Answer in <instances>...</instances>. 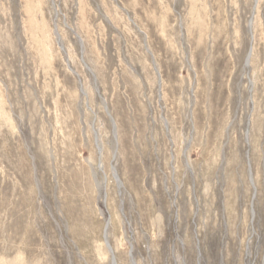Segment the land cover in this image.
<instances>
[{
	"label": "rangeland",
	"instance_id": "1",
	"mask_svg": "<svg viewBox=\"0 0 264 264\" xmlns=\"http://www.w3.org/2000/svg\"><path fill=\"white\" fill-rule=\"evenodd\" d=\"M0 264H264V0H0Z\"/></svg>",
	"mask_w": 264,
	"mask_h": 264
},
{
	"label": "bare ground",
	"instance_id": "2",
	"mask_svg": "<svg viewBox=\"0 0 264 264\" xmlns=\"http://www.w3.org/2000/svg\"><path fill=\"white\" fill-rule=\"evenodd\" d=\"M251 53H252V52H251ZM251 53H250V57H251ZM106 247H108V245H107Z\"/></svg>",
	"mask_w": 264,
	"mask_h": 264
}]
</instances>
